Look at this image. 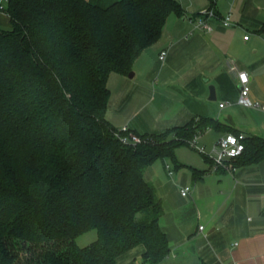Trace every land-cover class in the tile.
<instances>
[{
    "label": "trees",
    "instance_id": "16d2710c",
    "mask_svg": "<svg viewBox=\"0 0 264 264\" xmlns=\"http://www.w3.org/2000/svg\"><path fill=\"white\" fill-rule=\"evenodd\" d=\"M6 13L12 27L0 26V264H116L140 245L143 264H160L171 246L145 168L167 158L182 168L176 150L208 130L240 133L200 117L123 143L107 118L110 74L129 75L169 16L184 15L181 3L10 0ZM263 159L264 137L250 135L235 165ZM192 170L198 178L206 173ZM93 230L97 239L79 246Z\"/></svg>",
    "mask_w": 264,
    "mask_h": 264
},
{
    "label": "crops",
    "instance_id": "0c3cea01",
    "mask_svg": "<svg viewBox=\"0 0 264 264\" xmlns=\"http://www.w3.org/2000/svg\"><path fill=\"white\" fill-rule=\"evenodd\" d=\"M88 1L107 6L106 0ZM180 3L184 15L169 16L160 39L135 61L133 78L118 72L110 74V90L111 79L120 83L137 79L142 91L151 92L155 79L161 81L164 73L171 76L172 72L171 78L164 79V83L172 80L177 85V108L167 121L169 128L213 117L247 136L264 137V110L239 104L240 85L231 68L234 65L248 73L250 98L264 106V0H214V5L210 0ZM211 7L215 16L207 21L212 30L195 28L191 19L200 18L201 12ZM229 13L232 24L226 27L222 18ZM0 26L12 27L8 14H0ZM247 35L249 39H245ZM164 50L168 54L163 62L160 54ZM211 85L215 87L216 100H209ZM220 103H226L225 107ZM242 117L244 124L240 126ZM107 118L115 127H121L108 115ZM128 126L132 132L144 134ZM222 134L216 132L215 140ZM182 164L186 167L181 168L184 173H179L178 180L174 179L176 172L170 175L165 165L172 180L165 182V189L159 192L144 172L162 202L161 226L171 246L170 255L160 264H264V159L237 166L233 172H213L209 162L203 168ZM193 168L206 173L198 178ZM186 185L193 188L189 198L180 192ZM200 225L205 227L203 232ZM143 250L141 247L125 253L116 264H143Z\"/></svg>",
    "mask_w": 264,
    "mask_h": 264
},
{
    "label": "rangeland",
    "instance_id": "374dc122",
    "mask_svg": "<svg viewBox=\"0 0 264 264\" xmlns=\"http://www.w3.org/2000/svg\"><path fill=\"white\" fill-rule=\"evenodd\" d=\"M115 1L116 0H106V4L108 6ZM185 67L188 68L187 66ZM170 73L171 76H169V72L167 74L164 73L161 81L155 79L151 92L142 91L140 86L137 85V79H128L125 83H120L111 79L109 81L111 98L107 110L108 117L113 120V122L121 124V127L122 125L129 124L132 128H136V130L141 133H159L163 131L165 127H167L165 130L168 129L169 126L167 125V121L177 108V102L174 96L177 87L175 81L170 80L164 83V79L171 78L174 74L172 72ZM157 86H159V91H156ZM243 119L244 117H242L238 123L240 126L244 124ZM226 132H228V130L224 131V133ZM215 133V131L203 133L198 139L199 146L207 145V147L210 148L212 143L216 141ZM176 156L180 163H185L187 166L203 168L208 164L204 156L193 146L184 145L179 147L176 150ZM167 164L176 172L174 179L178 180L179 173L183 174L184 170L181 172L182 169L177 168L175 163L169 158L156 160L152 165L145 168L144 171L146 177L149 178V180H153L152 183L158 189V192L159 190L163 191L165 189V182L172 180V178L169 177L168 171L166 172L165 169V165ZM168 187H170V185ZM96 239L97 231L93 230L80 236L77 242L79 246L84 247L91 244ZM137 247L132 249L131 252L133 253L143 246L140 245Z\"/></svg>",
    "mask_w": 264,
    "mask_h": 264
},
{
    "label": "built area",
    "instance_id": "2783aa9c",
    "mask_svg": "<svg viewBox=\"0 0 264 264\" xmlns=\"http://www.w3.org/2000/svg\"><path fill=\"white\" fill-rule=\"evenodd\" d=\"M10 0H0V14H7L6 9L9 5ZM215 16V9L208 8L201 12V16L198 19H191L195 28L205 29L211 31L212 27L208 23L207 19ZM232 24V15L229 13L222 18V25L228 27ZM188 37V36H187ZM245 39H249V36H245ZM168 51L164 50L160 54V59L164 62L167 57ZM232 70L236 73L239 85H240V98L239 104L248 108H259L264 110V106L259 102H254L250 98V77L247 72L238 70L234 65L231 67ZM226 103H220V107H225ZM125 133H127L125 135ZM117 135L120 137L123 143H140L141 137L132 132L128 125H125L118 129ZM202 135H197L190 142L191 146L197 148L199 152L207 156L211 162V170L213 172H218L221 170L233 172L236 170L235 161L242 156L245 151V140L247 135L245 133H232L227 132L222 134L216 143L207 149L205 146H199L198 139ZM167 169L170 175L174 174V170L171 169V166L167 164ZM193 188L190 185H186L180 188L181 195L185 198L192 196ZM204 225L199 226L200 231H204Z\"/></svg>",
    "mask_w": 264,
    "mask_h": 264
},
{
    "label": "water",
    "instance_id": "95a60500",
    "mask_svg": "<svg viewBox=\"0 0 264 264\" xmlns=\"http://www.w3.org/2000/svg\"><path fill=\"white\" fill-rule=\"evenodd\" d=\"M129 77L133 78L134 77V72L131 71L129 73ZM217 96H216V90L215 87L213 85L210 86V96H209V100H216Z\"/></svg>",
    "mask_w": 264,
    "mask_h": 264
}]
</instances>
